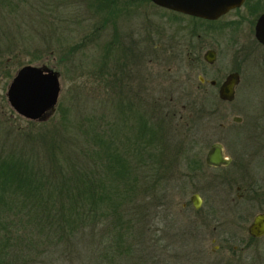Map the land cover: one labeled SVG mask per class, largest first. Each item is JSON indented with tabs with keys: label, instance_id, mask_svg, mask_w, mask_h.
Returning a JSON list of instances; mask_svg holds the SVG:
<instances>
[{
	"label": "trees",
	"instance_id": "16d2710c",
	"mask_svg": "<svg viewBox=\"0 0 264 264\" xmlns=\"http://www.w3.org/2000/svg\"><path fill=\"white\" fill-rule=\"evenodd\" d=\"M68 1L0 0V71L6 77V58L27 52L35 34L42 54L64 43L70 55L93 44L91 36L111 22L119 2L132 0H85L99 22L72 45L61 33L53 41L49 36L63 31ZM111 87L118 92L116 84ZM120 93L123 100L111 97L104 114L95 108L72 113L59 105V114L21 125L9 110L0 115V264H34L37 256L54 253L82 264L146 263L148 244L160 243L158 235L151 239L141 231L151 207L147 197L155 199L162 217L160 175L168 149L192 143L169 133L176 112L165 109L162 99L147 100L122 86ZM194 104L191 98L177 114L195 118L203 110Z\"/></svg>",
	"mask_w": 264,
	"mask_h": 264
},
{
	"label": "rangeland",
	"instance_id": "374dc122",
	"mask_svg": "<svg viewBox=\"0 0 264 264\" xmlns=\"http://www.w3.org/2000/svg\"><path fill=\"white\" fill-rule=\"evenodd\" d=\"M85 2L68 1L69 12L63 31L50 32L52 41L57 33H61L72 45L91 32L98 16L85 9ZM116 8L111 22L101 25L97 37L91 36L93 44H87L70 55L64 53L67 47L64 43L57 52L42 54L38 49L40 42L35 43L39 35L35 34L27 52L6 58L10 73L6 77L5 69L0 71V115L5 116L9 110L18 124L25 121L8 106L5 99V89L11 76L23 64L43 66L58 74L57 102L47 118L59 114V105L67 106L72 113L89 112L95 108L104 114L107 107L112 105L110 99L119 97L123 100L120 86L147 100L152 96L162 99L167 103L165 109L176 112L171 119L169 133L176 135L175 138H180V141L192 143L191 147H184L188 149L186 153L191 157V162H202L211 143L221 144L223 154L231 164L214 169V181L206 188L200 186L203 195L201 208L205 211L207 204L211 205L210 209L215 212L216 230H242V234L246 235V226L251 217L264 209V49L251 44L249 40L244 44L246 52L238 53L234 46H227L225 41L220 43L222 41L217 36L205 34L206 30L193 24L190 18L169 14L168 10L147 1L119 2ZM196 33L200 36L197 39L201 48L195 54L201 55L209 44L215 45L217 50L214 62L205 68L192 58V54H185L184 47H188L186 40ZM145 39L150 40L152 46L149 62L135 72L131 52L137 41L142 43ZM97 67H101L100 73ZM233 67L239 68V81L229 102L218 99L216 86L211 87L206 82L199 84L197 80V75H200L206 80L216 79L220 82ZM111 73H114L113 76ZM119 77L123 81H119ZM115 84L118 92L113 93L109 87L113 88ZM191 98L194 99V106L203 110L202 113L195 118L184 114L183 118L180 117L177 114L179 107ZM235 116L240 118L239 122L232 120ZM236 186L239 190L235 189ZM248 188L250 191L246 192ZM239 193L243 194V198L236 201V194ZM147 200L151 207L148 211L145 209L144 229L141 231L146 230L148 238L154 239L159 236V230H166V225L159 207L153 206L155 199L147 197ZM239 214L245 218L240 220ZM190 220L185 211L182 214L178 212L172 230H211L215 224L212 220L208 224L194 226ZM253 249L248 250L247 264L255 263L252 258H255L256 252ZM88 253H84L82 261H85ZM73 257L54 253L53 256H37L32 262L82 264Z\"/></svg>",
	"mask_w": 264,
	"mask_h": 264
},
{
	"label": "flooded vegetation",
	"instance_id": "af4514ba",
	"mask_svg": "<svg viewBox=\"0 0 264 264\" xmlns=\"http://www.w3.org/2000/svg\"><path fill=\"white\" fill-rule=\"evenodd\" d=\"M261 13H264V0H243L239 6L227 10L215 19L190 17L194 18L193 24L206 30L205 34L217 36L222 41L220 43L225 41L227 46L229 44L230 47L234 46L235 51L239 53L246 52L244 44L249 40L251 44L264 49V46L253 35L255 21ZM197 38H200L197 33L194 36L189 35L186 40L188 47H184L185 54H192V58L196 59L197 63H201L202 68H205L214 62L217 50L215 45L209 44L201 55L195 54L198 53L197 49L201 48ZM151 47V41L146 39L142 43L137 41L134 44L131 60L135 72L140 71L142 66L149 62L148 56ZM206 51L213 53L211 62L206 61L203 57ZM238 69L233 67L228 73L236 72L239 81ZM199 77L202 78V81L199 80ZM197 80L199 84L206 82L211 87H218L223 79L218 82L216 79L206 80L197 75ZM210 80H213L214 83L210 84ZM168 151L170 154L165 158L167 162L163 163L160 175L161 210L166 230H159V244H148L145 253L146 262L149 264H247L248 250L253 249V244H255L253 250L256 254L255 258H252L254 264H264V233L253 237L247 233V230H245L246 235L242 234V230H216L217 222L214 210L210 209L211 205L208 203L205 211L201 208L203 195L199 190L200 186L206 188L210 185L215 177L213 170L227 167L230 161L227 165L211 166L205 163L204 157L202 162H191V157L186 153L187 148L173 147ZM197 159H199L198 156ZM235 189L239 190V187L236 186ZM247 191H250V188L246 189ZM194 195L197 196L195 198L198 200L197 207L191 202ZM242 198L243 194L239 193L236 194L235 200L239 201ZM178 205L179 207H177ZM184 211L189 218L191 217L192 221L189 222L194 226L205 225L212 220L215 221V224L211 230H172L173 225L177 222L178 212L182 214ZM244 218L243 214H239L240 220ZM190 240L192 244L187 242ZM189 247L193 248L189 249Z\"/></svg>",
	"mask_w": 264,
	"mask_h": 264
},
{
	"label": "water",
	"instance_id": "95a60500",
	"mask_svg": "<svg viewBox=\"0 0 264 264\" xmlns=\"http://www.w3.org/2000/svg\"><path fill=\"white\" fill-rule=\"evenodd\" d=\"M154 5L193 17L215 19L227 10L237 7L243 0H149ZM254 38L264 46V13H261L254 24ZM213 53L206 51L203 55L206 61L211 62ZM202 81V78L199 77ZM238 82L236 72L228 73L217 87V97L221 101L229 102L234 97V87ZM210 84L214 81L210 80ZM59 92L58 74L46 67L23 64L11 76L6 89L5 99L8 106L26 120H42L53 112ZM239 122V117H233ZM204 161L211 166L227 165L230 161L223 154L219 142H213L205 152ZM191 198L192 204L197 207L196 195ZM247 233L256 237L264 233V210L255 213L246 226Z\"/></svg>",
	"mask_w": 264,
	"mask_h": 264
}]
</instances>
